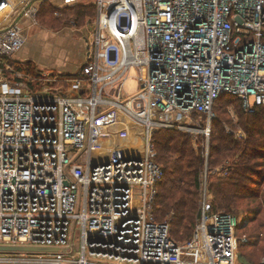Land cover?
<instances>
[{"label": "built area", "instance_id": "2783aa9c", "mask_svg": "<svg viewBox=\"0 0 264 264\" xmlns=\"http://www.w3.org/2000/svg\"><path fill=\"white\" fill-rule=\"evenodd\" d=\"M33 1L45 0L0 4V246L60 250L37 264H245L241 218L211 212L207 182L191 240L175 241L156 221L164 170L154 137L208 138L193 116L210 123L226 93L247 115L264 109V0H96V33L71 75L13 61ZM133 68L138 88L126 95ZM131 122L140 140L129 138ZM99 153L106 159L95 162Z\"/></svg>", "mask_w": 264, "mask_h": 264}, {"label": "trees", "instance_id": "16d2710c", "mask_svg": "<svg viewBox=\"0 0 264 264\" xmlns=\"http://www.w3.org/2000/svg\"><path fill=\"white\" fill-rule=\"evenodd\" d=\"M47 4L51 7L46 14L57 17L52 16L55 24L62 23L67 16V21L73 16L78 23L83 18L95 16L92 6L81 3L49 0ZM70 12L72 14L68 15ZM27 65L34 74L36 70L32 64ZM230 106L235 108L238 127L244 130L245 139L237 140L233 132L226 130L225 125L235 126L228 113ZM213 111L217 118L212 122L208 158L202 146L204 138L203 142L195 143L189 134L179 131L162 130L155 134L156 161L164 170L154 206L155 219L170 225V234L175 241L186 243L191 240L202 217L203 177L207 170L211 174L209 191L214 199L211 212L231 214L242 210L247 214L246 219L254 225L249 230L243 225L238 228V237L247 238L240 246V259L246 258L245 264H261L264 257V191L261 193L259 186L264 177V109L247 115L242 102L226 93L215 102ZM194 117L207 118L199 113ZM222 164H225L222 174L215 172L214 168ZM226 169L228 172L224 174ZM252 199L256 203L251 202Z\"/></svg>", "mask_w": 264, "mask_h": 264}, {"label": "rangeland", "instance_id": "374dc122", "mask_svg": "<svg viewBox=\"0 0 264 264\" xmlns=\"http://www.w3.org/2000/svg\"><path fill=\"white\" fill-rule=\"evenodd\" d=\"M47 1H49V0H45L44 2H42V1H33L32 2V5H34L37 8V10L35 13V18L27 17V18H29V20L31 21V24H32L31 25L32 27L30 29L28 28L29 32H30L29 42H31V43H29V44L31 45V48H34V43L36 42L37 35L41 31H49V32H54L56 34L60 33V36L65 37V39L69 38V39H71V41H75L78 44L82 43L84 45V47L86 48V42L92 40L94 34L96 33V26H95L96 17H97L96 0H80L78 2V3H81L85 6H89V7L92 6L95 9V16L93 15L94 18H83V20L78 23V20L74 19L73 16L67 21V19H68L67 18L68 16H67V17H64V20L62 23H57V24L52 22V18H53L52 16H54L53 14H46V12H48L50 10L49 7H51V5L47 4ZM16 4H17V2H16ZM45 4L48 6H46ZM43 13H44V15H43ZM67 14L71 15L72 12L67 13ZM55 18H57V17H55ZM62 34L65 36H63ZM77 49L80 51V49L78 47H77ZM75 51H76V54L79 53V51H77V50H75ZM75 58H76V56H75ZM60 59H62L61 60L62 63H68V62L73 63V62H75V61H71L68 59H63V55L60 56ZM27 63L32 64V66L34 68H37L36 61L33 59L31 61L29 60ZM76 63H78L76 66V67H78L80 64H79V62H76ZM26 66H28V65H26ZM137 76H138V70L136 68H133L130 72L131 79L128 80V82L126 83V86H125V94L126 95L127 94H129V95L133 94L136 91V89L138 88V83L135 80ZM117 94H118V92L116 89V91L113 93V96H116ZM228 113L232 117L233 123L235 126L233 127V126L225 125L226 130L228 132H233L235 135V139H237V140L245 139L246 134H245L244 130L242 128L238 127V119H237L236 114H235V108L233 106H230L228 108ZM216 118H217V113L214 111V117L212 118L210 123H209L208 118H206V119L202 118V120H199V118L194 117V119H193L194 125H196L195 128L202 129V130H204L206 128L210 129V134H209L208 138L203 134H200V133L196 134L194 132L192 133L188 130H169V131H179L182 133L189 134L193 138L195 143L201 142L202 138H204L203 139L204 142L202 141L203 142L202 146L204 147V150H205V156L208 157L209 156V145H210V140H211L212 122ZM130 126H131V129L128 128V130H127L129 132L128 133L129 138L133 139V140H136V139L140 140L141 139V130H139L133 122L130 123ZM157 133H159V132H157ZM239 134H240V136H239ZM155 150H156V148H155ZM105 159H106V156L103 153H99L98 155L95 156L94 161L97 162V161H102ZM225 164L227 165V163H225ZM225 164H222V166H218V167L214 168L215 172L222 174V171H223L222 167ZM207 166H208V164H207ZM263 171H264V169H263ZM210 175H211L210 172H207V170H205L204 177H203V185L205 182H207V186H208V182H209L208 180H209ZM260 180H262V178ZM259 189L261 190V193L264 191V177H263V181L260 183ZM203 190H204V187L202 188V196H201L202 197V207H203V201L205 200V194L203 193ZM260 196H261V194H260ZM206 198L208 200H210L211 203L214 200L213 195L209 191V186H208ZM82 202H83V196H82V190L80 189L78 197H77V207H76V213L77 214L80 213L82 210ZM251 202H255V201L252 199ZM219 212H222V211H219ZM223 213H225V212H223ZM231 214L236 216L238 219L241 218V222H242L241 225H243L245 228H247V230H249V228L254 225L253 223H250V219H246L247 214H245L244 211H242V210L234 211ZM75 230H76V223L74 222L73 226H72V232H71L72 238L71 239H72V243L74 244V250L76 251V250H80V241L78 239L77 234L75 233ZM176 241L179 242L178 240H176ZM67 251H68L67 249L64 250V252H67ZM39 256H43V258H46V257H48V254H46V253H44V254H41V253H38V254H36V253H16V252H13V253L10 252V253H6V254L0 253V258L11 259L10 262H7V263L5 262L3 264H37L36 260H37V258H39ZM43 260H45V259H43ZM240 260L242 263H247L246 258H241Z\"/></svg>", "mask_w": 264, "mask_h": 264}, {"label": "crops", "instance_id": "0c3cea01", "mask_svg": "<svg viewBox=\"0 0 264 264\" xmlns=\"http://www.w3.org/2000/svg\"><path fill=\"white\" fill-rule=\"evenodd\" d=\"M18 22L22 25L23 34L26 37L24 47L13 58V61H15L20 67H24L25 64H28L27 62L29 60L31 61L33 59L37 64V68L35 69L52 71L61 75H71L84 64L87 48H85L82 43L78 44L75 41H71L69 38L65 39V37L60 36V33L56 34L54 32L41 31L37 35L34 48H31V45L29 44L31 43L29 42V29L32 27L31 21L26 16H22L19 18ZM75 50L79 51V53L76 54ZM61 55H63V59L75 62L62 63V59H60ZM76 62H79L80 64L78 67H76L78 64Z\"/></svg>", "mask_w": 264, "mask_h": 264}, {"label": "water", "instance_id": "95a60500", "mask_svg": "<svg viewBox=\"0 0 264 264\" xmlns=\"http://www.w3.org/2000/svg\"><path fill=\"white\" fill-rule=\"evenodd\" d=\"M3 2V0H0V4ZM60 250L58 249H46V248H34V247H2L0 246V253H10V252H16V253H57Z\"/></svg>", "mask_w": 264, "mask_h": 264}, {"label": "bare ground", "instance_id": "6f19581e", "mask_svg": "<svg viewBox=\"0 0 264 264\" xmlns=\"http://www.w3.org/2000/svg\"><path fill=\"white\" fill-rule=\"evenodd\" d=\"M8 1H9L10 4L12 5V11H14V10H15L14 7H16V5L19 4L22 0H8ZM16 2H17V4H16ZM6 15H7V14H6ZM6 15H5V16H6ZM9 15H10V14H9ZM9 15L7 16L6 19L9 18ZM4 20H5V18H4Z\"/></svg>", "mask_w": 264, "mask_h": 264}]
</instances>
